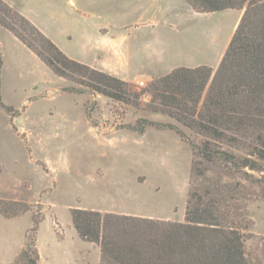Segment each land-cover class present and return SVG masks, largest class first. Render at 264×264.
<instances>
[{"label":"rangeland","instance_id":"374dc122","mask_svg":"<svg viewBox=\"0 0 264 264\" xmlns=\"http://www.w3.org/2000/svg\"><path fill=\"white\" fill-rule=\"evenodd\" d=\"M3 2L67 57L124 80L140 96L132 106L72 91L82 87L53 74L0 25V201L27 207L16 217L0 216V264H14L30 243L39 264H100L99 247L73 227L76 209L183 223L189 191L214 190L220 170L190 184L194 157L186 140L149 124L137 132L143 120L170 123L200 140L154 112L152 96L140 91L178 67L215 70L243 11L197 13L184 0ZM245 209L251 251L264 235L261 194ZM106 221L108 230L115 228V220Z\"/></svg>","mask_w":264,"mask_h":264},{"label":"trees","instance_id":"16d2710c","mask_svg":"<svg viewBox=\"0 0 264 264\" xmlns=\"http://www.w3.org/2000/svg\"><path fill=\"white\" fill-rule=\"evenodd\" d=\"M184 1L197 13L243 11L215 70L178 67L140 91L152 96L154 112L172 118L200 140L190 141L170 123L143 120L135 130L143 133L149 124L175 131L193 152L190 184L219 169L216 187L189 191L183 223L73 210V227L82 240L99 247L100 264H264V235L255 238L256 249L246 248L254 236L249 233L252 223L245 209L259 193L264 199V0ZM0 25L53 74L82 87L72 91L97 93L136 106L140 94L133 92L129 83L70 59L3 0ZM1 105L10 115L14 113ZM240 178L249 184L248 195ZM21 206L16 201H0V216L23 214L27 207ZM109 218L115 220L112 230L105 222ZM32 220L37 225L36 219ZM32 245H25L14 264H39Z\"/></svg>","mask_w":264,"mask_h":264}]
</instances>
